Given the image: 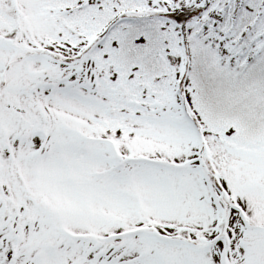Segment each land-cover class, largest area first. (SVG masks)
Segmentation results:
<instances>
[{
  "label": "snow or ice",
  "instance_id": "snow-or-ice-1",
  "mask_svg": "<svg viewBox=\"0 0 264 264\" xmlns=\"http://www.w3.org/2000/svg\"><path fill=\"white\" fill-rule=\"evenodd\" d=\"M0 264H264V0H0Z\"/></svg>",
  "mask_w": 264,
  "mask_h": 264
}]
</instances>
